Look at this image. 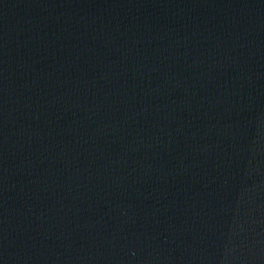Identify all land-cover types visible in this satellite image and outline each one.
Instances as JSON below:
<instances>
[{"label": "water", "instance_id": "95a60500", "mask_svg": "<svg viewBox=\"0 0 264 264\" xmlns=\"http://www.w3.org/2000/svg\"><path fill=\"white\" fill-rule=\"evenodd\" d=\"M0 264H264V0H0Z\"/></svg>", "mask_w": 264, "mask_h": 264}]
</instances>
